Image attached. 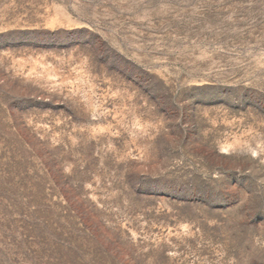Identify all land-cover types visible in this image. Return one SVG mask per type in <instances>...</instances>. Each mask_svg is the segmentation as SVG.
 Segmentation results:
<instances>
[{
  "label": "rangeland",
  "instance_id": "rangeland-1",
  "mask_svg": "<svg viewBox=\"0 0 264 264\" xmlns=\"http://www.w3.org/2000/svg\"><path fill=\"white\" fill-rule=\"evenodd\" d=\"M0 264H264V0H0Z\"/></svg>",
  "mask_w": 264,
  "mask_h": 264
}]
</instances>
